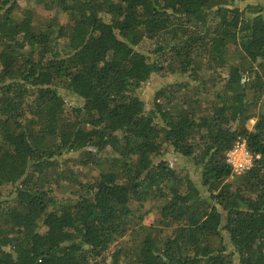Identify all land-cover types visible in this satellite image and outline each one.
<instances>
[{"label": "trees", "instance_id": "obj_1", "mask_svg": "<svg viewBox=\"0 0 264 264\" xmlns=\"http://www.w3.org/2000/svg\"><path fill=\"white\" fill-rule=\"evenodd\" d=\"M0 264H264V0H0Z\"/></svg>", "mask_w": 264, "mask_h": 264}, {"label": "rangeland", "instance_id": "obj_2", "mask_svg": "<svg viewBox=\"0 0 264 264\" xmlns=\"http://www.w3.org/2000/svg\"><path fill=\"white\" fill-rule=\"evenodd\" d=\"M146 43V48H148V45L150 44L149 41L145 40L144 41ZM144 46V45H143ZM178 75H156L153 77V79L143 88L141 94H142V98L146 103H149L150 100L153 97V94L155 92L156 89L160 88V87H168V85H170L171 83L175 82L177 79H180L179 77H177ZM180 76V75H179ZM254 125V121H250L246 124L245 129L247 131H251ZM171 162L173 163L174 166H178L176 159H170ZM157 209V205L153 202H148L145 204L144 209L141 211H137L136 215L134 217V219H131L132 221V225L133 228H148L150 227L155 220L158 219V214L156 212ZM130 234V233H129ZM129 234L123 238V239H119L114 247H112L111 251H110V255H115L116 253V247H119L120 245H122L123 247H125L127 245V243H131V239L133 238L132 236L130 237ZM135 236V235H133Z\"/></svg>", "mask_w": 264, "mask_h": 264}, {"label": "built area", "instance_id": "obj_3", "mask_svg": "<svg viewBox=\"0 0 264 264\" xmlns=\"http://www.w3.org/2000/svg\"><path fill=\"white\" fill-rule=\"evenodd\" d=\"M252 160V156L246 150L243 142L237 143L226 155V163L235 174L249 170L252 166Z\"/></svg>", "mask_w": 264, "mask_h": 264}]
</instances>
